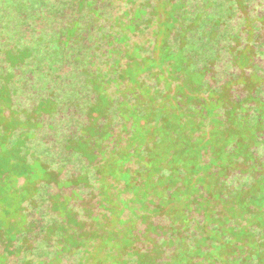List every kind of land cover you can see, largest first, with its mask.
Listing matches in <instances>:
<instances>
[{
    "label": "rangeland",
    "instance_id": "rangeland-1",
    "mask_svg": "<svg viewBox=\"0 0 264 264\" xmlns=\"http://www.w3.org/2000/svg\"><path fill=\"white\" fill-rule=\"evenodd\" d=\"M104 2L0 0V264H264V0Z\"/></svg>",
    "mask_w": 264,
    "mask_h": 264
},
{
    "label": "trees",
    "instance_id": "trees-1",
    "mask_svg": "<svg viewBox=\"0 0 264 264\" xmlns=\"http://www.w3.org/2000/svg\"><path fill=\"white\" fill-rule=\"evenodd\" d=\"M77 0H75L76 2ZM95 0H92V2H94ZM113 1V0H112ZM102 0H98V6L100 7V13H99V16H98V25H101V26H104L106 24H109V18H110V12H109V9L107 7V4L104 2V3H101ZM107 2H110V0H107ZM75 4V3H74ZM63 3L60 5L62 7ZM85 19H83L82 21L87 23V24H91L92 21H91V15L90 17L88 15H86V17H84ZM104 32L101 31V33L98 35V39L100 40V43L101 44L103 41H104V35H103ZM87 52V47H81V46H78L77 49H76V54H78L79 56L83 57L84 58V55L86 54ZM76 94H65V97H64V109L69 111V115L67 116H60V117H55V114H54V117H52L49 122H51V125L50 126H53L54 128L58 129L59 130V137L61 138V140L59 141V143L57 144V146H51L49 147L51 149L52 152H55V153H59L61 152L62 150V146H63V139L65 138L66 136V131L72 126L74 127L75 125L79 124L80 126V119H79V116L77 115L80 110H76V108H79L77 107L76 105ZM76 105V106H75ZM57 121H56V120ZM78 126V125H77ZM65 134V135H64ZM65 144H66V138H65ZM258 151L260 153H264V145H260L259 146V149ZM73 155H70V156H66L65 157V160H66V164L67 166H69L70 168H76L77 164L80 162V159L77 157H72ZM236 161H239L236 160ZM146 166V164H145ZM233 170H227V173H228V178L227 180L224 179V177H222L221 179H216V180H212L214 184L217 183V189H218V196L222 199V200H226V199H233V195L234 193L236 192L237 189L240 188V184H241V181H242V175L238 172H234ZM179 173H185V170L184 169H181L180 168V171ZM233 173V174H232ZM93 176H94V173L91 172V174L88 175V180L90 181V183H94L93 182ZM207 175H205V178H206ZM251 176V175H249ZM248 177V176H247ZM230 178H233L231 181L229 180ZM229 180V181H228ZM178 188H182V187H178ZM220 188H222L220 190ZM183 190H186L187 191V194L189 193L188 197L190 196L191 193H193L192 191L188 190L187 187L185 188H182ZM211 193H212V196L214 197L216 194L213 192V189H211V186L209 187ZM193 190V189H191ZM195 190H202L201 187H198L196 186V189ZM144 194H148L149 193V188H146L144 190ZM193 195V194H192ZM191 195V196H192ZM45 223V224H44ZM44 223H41L37 226V222H36V226L34 228L35 231H37V227H40L41 228L45 225H47L49 222L45 221ZM196 227H199L198 224L195 223ZM195 231V230H194ZM38 233V232H37ZM195 236H198V234H195ZM34 247V250H36V243L34 245H32ZM149 252V251H148ZM220 257L219 253H216L215 254V257L214 258H218ZM238 264H240L238 262Z\"/></svg>",
    "mask_w": 264,
    "mask_h": 264
}]
</instances>
